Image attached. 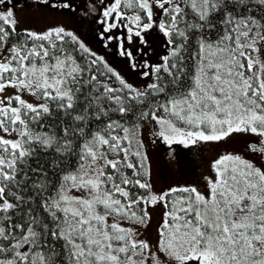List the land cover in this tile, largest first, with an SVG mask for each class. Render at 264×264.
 <instances>
[{
  "label": "snow or ice",
  "instance_id": "1",
  "mask_svg": "<svg viewBox=\"0 0 264 264\" xmlns=\"http://www.w3.org/2000/svg\"><path fill=\"white\" fill-rule=\"evenodd\" d=\"M0 264H264V0H0Z\"/></svg>",
  "mask_w": 264,
  "mask_h": 264
},
{
  "label": "rangeland",
  "instance_id": "2",
  "mask_svg": "<svg viewBox=\"0 0 264 264\" xmlns=\"http://www.w3.org/2000/svg\"><path fill=\"white\" fill-rule=\"evenodd\" d=\"M21 19V26H31L37 29H43L48 25L54 23H62L69 28L76 29L82 38L88 39V34L85 29L81 28L75 21V18L70 13H56L53 10L43 7L25 8L23 11L18 12ZM94 49L101 51L104 50L98 43L91 45ZM106 58L115 65L120 66L127 73L130 80L136 79V74L127 69L126 65H122L120 58L113 53L106 54ZM243 141L224 144H204L200 149H181L178 148L180 153L178 167H170L166 157V150L164 146L157 144L150 149L153 166V182L157 187H165L168 184L180 181L188 183L194 181L197 177H203L208 171L207 161H210L220 152L225 149L243 152ZM245 155H247L245 153ZM195 161V163H190ZM156 218H153L155 224Z\"/></svg>",
  "mask_w": 264,
  "mask_h": 264
}]
</instances>
